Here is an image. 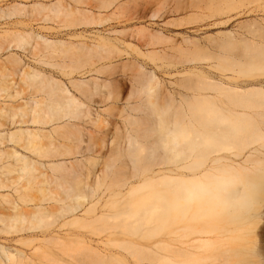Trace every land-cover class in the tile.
<instances>
[{
	"label": "bare ground",
	"instance_id": "obj_1",
	"mask_svg": "<svg viewBox=\"0 0 264 264\" xmlns=\"http://www.w3.org/2000/svg\"><path fill=\"white\" fill-rule=\"evenodd\" d=\"M135 1L0 0V92L9 99L0 104V264H229L241 245L231 249L228 242L234 247L233 239L261 220L255 195L264 169V17L240 24L237 32L208 36L204 45L192 38L179 43L146 28L117 29L122 20L161 16L162 8ZM210 1L217 7L210 17L254 2L264 8V0ZM239 14L208 26H226ZM94 26L109 27L108 33L77 31ZM59 29H70L76 39L65 41L68 48L44 33ZM161 44L179 54L165 52L164 63L154 67L147 59L159 52L149 49ZM53 52L61 62L54 63ZM180 54L185 59L175 62ZM122 56L128 61L119 66ZM30 58L42 63L33 68ZM173 68L172 76L182 78L167 83L160 75ZM105 114L123 119L124 129L116 123L111 131ZM86 122L94 129L85 130ZM132 152H144V170L117 184L108 198L115 206H133V214L143 212L140 224L93 243L75 229L112 217L96 213L105 184L95 168L131 166L137 161ZM41 167L61 174L49 178ZM192 217L202 227L174 229L151 241L168 223ZM151 220L158 224L144 226ZM183 230L198 236L184 240ZM252 235L257 243L261 234ZM69 246L84 253L79 249L70 260ZM223 246L232 250L220 254L226 260L210 254L217 262L210 261L209 252H224Z\"/></svg>",
	"mask_w": 264,
	"mask_h": 264
},
{
	"label": "rangeland",
	"instance_id": "obj_2",
	"mask_svg": "<svg viewBox=\"0 0 264 264\" xmlns=\"http://www.w3.org/2000/svg\"><path fill=\"white\" fill-rule=\"evenodd\" d=\"M138 1L139 2L141 1V3L143 2L145 4L144 0H137V2L135 1L136 3L134 2V5H136L138 3ZM146 1H147L146 2L147 7L162 8V12H161L160 17L154 18V19H151L150 17H145V18L140 19V20H131V21H127V22L122 20L120 23H116V26L118 27L117 29L146 28L152 32H161L163 35H165L167 37L174 38L179 43L181 41H183L184 38H192V40L201 41L202 44L204 45L207 43V41L209 42L208 36H215V35L219 34V32H221V31H235V32H237L240 30L239 29L240 24L247 23V22L254 20V19H261L264 17V10H263L264 8L261 6V3H257V2H254L251 4H245V5L241 6L238 10L233 11L232 14L229 13V14L215 15L213 17H210L211 14H213L215 11H217L216 4L211 3L210 0H146ZM10 2L11 1H9V3ZM123 2L124 1H121V3H123ZM138 4H140V3H138ZM140 6L143 7V4H140ZM238 12H241V14H239L238 16H234L232 18L231 22H229V24H227L226 26L225 25L224 26H215V27L208 26V24L215 22V21L221 22V21L227 20V19H229V17L233 16L234 14H236ZM178 20H180L184 23H186V22H193V23H192V25H184V26L182 25L181 27H174L171 23L178 21ZM62 24H64V23H62ZM51 26L57 27L59 25L58 24L57 25L51 24ZM106 29H109V27H101V26L96 27V26H94V27H87L86 29H83V28L77 29V31L80 33H84L85 35L94 37L98 33H101L102 35L104 33L105 34L108 33ZM59 30H54L57 32L52 31V33H50V34H49V32H51V31H48V32L45 31L44 33L47 34V36H50L54 40H60L61 39V41L62 40H64L63 42L68 41V43H71V44L73 43V41H76L75 38L71 37V34H70L71 30L70 29L69 30L68 29H61L60 31ZM0 32H1V29H0ZM88 40H89V42L91 41L90 39H88ZM66 42L63 45L64 48L66 45H68V46H66L67 48L70 45L68 43L66 44ZM134 43H136V42H134ZM63 47L58 46V50H61ZM59 48H61V49H59ZM52 49L53 48H51V50ZM42 50H43V47H40V49L38 51V54H40V56L36 55L37 58L41 57ZM149 50L150 51L154 50L153 52H155V51L159 52V55H157L151 59H147L149 61V63H151V65L154 67L164 63V60L160 59V57H162L161 55H163L165 52H167L169 54H173V55L179 54V53L176 54L175 51L172 50L169 47V45H167V44H161L159 46L151 47ZM55 53L53 52L52 54L55 56L56 55ZM6 56L7 55L5 54V56H3V58H5ZM124 57H126L127 59H123ZM185 57H186L185 55L180 54L179 58L178 57L174 58V61L178 62V61H181L182 59L184 60ZM37 58H35L36 60L35 59L33 60V58H30L31 60H33L32 62H30L31 61L30 59H27L28 62H30V65L33 66V68H37L38 66H40V64L37 62L42 63L41 60H39V59L37 61ZM52 60L54 61V63L61 62V60L59 58H56V56ZM127 61H128V57L122 56L120 59L116 60V64H118L120 66L123 62H127ZM203 67H204V65H203ZM177 68H173V71L168 72L166 75H165V73H161V75H160L161 78H163V80L167 83H169V81H175L177 79L180 80L182 78L181 75L172 76V74H175L177 72ZM29 91L30 90H28V92ZM28 92L24 94V96L27 98H29L31 96L30 94H28ZM6 95H7L6 92H0V104L9 102V99L6 97ZM104 117L110 120L111 124L109 125L108 128H110L111 131L115 127L116 123H117V126L119 125V129L120 128H121V130L124 129L123 128L124 126L122 125L123 119L118 118L117 116L110 117L107 114H105ZM84 129L85 130H91V129H94V126L91 123L88 124L86 122ZM119 129H118V131H119ZM115 130L117 131V129H114L113 131L116 132ZM80 150H83V146H82V149L80 148ZM106 152H107L106 150L103 151V153H106ZM126 153L130 154L131 152L127 151ZM132 153L135 154L134 156L137 159V161L134 164H131V163H133V162H131L130 163L131 166L126 164L128 162H111V163L108 162V163H102L100 167H99V165L98 166L96 165L97 167L94 166V168L96 167L95 168L96 172L98 170L102 169L103 172L101 173V175L103 177L101 178V180H104V184H105L101 189V190H103L102 192H105V194H104V196L101 197V202L96 207V213L97 214H100V213L101 214H107V215H110V217L112 215V217L111 218L108 217L107 219L101 220V221H94V222L89 221V222L84 223L83 225L76 226L77 227L76 229L74 228L77 231H80V230H81V232L84 231L82 233H85V234H88L89 236H91L93 243H95V242H106L108 240V238H110L109 237L111 235L110 233L113 230H115V233H116V234L114 233V235L118 236L119 234L117 232L118 231L124 232L125 227L131 226L134 223L140 224L139 219H140V216L142 215L143 212L140 211V213H137V214L134 213L133 214V206L130 205L129 207H127L128 209H126L123 206H115V205H112V200L109 201V198H108V194L111 193L114 188H116L117 184H119L120 182H124V181L128 180V178H132L135 175L137 169L141 170V171L144 170V169H142L145 167L144 166L145 162L143 163L144 152L143 153L132 152ZM69 159H71L70 161L73 160L72 158H69ZM46 160H49V159H46ZM75 160L76 159H74L73 161H75ZM128 161H130V160L128 159ZM46 163H47V161H46ZM91 166L88 167V169L92 168ZM46 170H48V171H46ZM46 170L42 168V171H46L47 175H49V178H52V179H54L55 176H59L57 174H61L58 171L52 172L49 168H47ZM60 180H63V179H60ZM90 180H92V182H94L96 180L95 176H92ZM60 189L62 190V188H60ZM60 189H56L55 192L57 194L61 195L63 192ZM255 199L259 203H261V220L259 222L257 221L258 223L256 222L259 225V227H258V225H255L256 223L255 224L251 223L249 225V227H251V228L253 227L254 229L256 227H258L255 231L252 228V232L254 231L253 233L251 231H248L249 230L248 227H247V229H248L247 231H243L244 235H242L243 233L239 232V234H237V235L241 234L242 236H239V237H241L239 239H233V241L235 242L234 247L232 245L233 243L230 244V242H228L229 243L228 245L223 243L224 246L231 245V249H234L236 247V245L237 246L241 245V246H239L240 249H238L236 247L234 250H237V251H233V252L229 247L227 248V249H230V251L227 250L229 252V253L227 252L229 255H230V252H232L234 254V252H238V250H240L239 251L240 254L238 253V255H236L238 259L236 257H234L235 254L234 255L232 254V256L234 257L233 260H235V258H236V261H234L235 263H238L239 260H241L242 262L240 261V263H243V264H264V169L262 166H261V190H259V192L256 193ZM134 210H135V208H134ZM157 224L158 223L156 221L151 220V222L149 221V223L146 221L144 226H146V227L156 226ZM227 225H228L227 223H223V225L221 227H226ZM186 227H202V224L199 223V221L193 217L190 220L189 219H187V220H185V219L174 220L173 222L168 223L166 225V227H164L163 229L158 231L157 235L152 237L151 241L156 240L158 238H161L163 236L165 237L171 230L178 229V228H186ZM251 228H250V230H251ZM259 228H260V230H259ZM257 231L261 234V236H259L260 238L259 237L257 238L258 240L256 243L250 237L253 236V238H254V235H252V234H254ZM188 233H189L188 231L183 230L179 233V235L184 240L192 239V238H195L196 236H198V234H195V235L189 234L188 235ZM249 233H251V235ZM112 234H113V232H112ZM120 235L122 236V238H125V236L123 234H120ZM248 235H250L249 239H248ZM209 236H211V235L209 234ZM242 237H246V238L244 239ZM118 238H121V237L119 236ZM136 238H139V237H136V236L131 237V239H136ZM240 239H241V241H239ZM251 240H252V244L250 242ZM248 243H250V244H248ZM71 247L73 249L74 246H69L70 249L68 248L69 249L68 253L70 256L67 254L66 258L68 256H69V258H71V256L73 254L75 255L78 251H80V250L82 251V249H83L80 246L79 247L77 246L78 250H77V248H75L76 250H71ZM223 247H222V250L225 249V247H224V249H223ZM60 251H61V249H60ZM81 251H80V253L83 252V251L82 252ZM219 251H220V253H218V251H217V254H219V255H217L216 252L212 253V251L209 252V254L207 253L209 255L208 259L209 260L212 259L210 257V254H214V255H211V256H213V258H215L214 257L215 255H216V258L217 257L219 258V257H223V256H220L221 253H222L221 255H223V254L225 255V253H226V249L224 252H221V248H219ZM57 252H59V251H57ZM54 253H55V250H54ZM59 253H57V254H59ZM62 254H59V255L62 256ZM73 256H72V259H70V260H73ZM78 257L80 258V255ZM79 258H77L78 261H79ZM225 258L224 257L221 258L222 260L218 259V262L223 261V259H225ZM227 258L229 261L230 256L229 257L227 256ZM81 259H82V257H81ZM212 260H213V263L217 262L214 259H212ZM233 260H230L231 262H229V264L230 263L232 264ZM207 262L209 264V261H206V263ZM234 262H233V264H235ZM72 263L75 264L77 262L74 261ZM100 264H104V263H100Z\"/></svg>",
	"mask_w": 264,
	"mask_h": 264
}]
</instances>
